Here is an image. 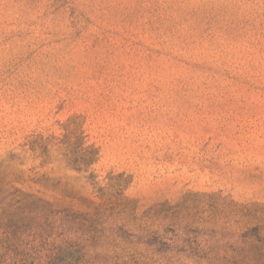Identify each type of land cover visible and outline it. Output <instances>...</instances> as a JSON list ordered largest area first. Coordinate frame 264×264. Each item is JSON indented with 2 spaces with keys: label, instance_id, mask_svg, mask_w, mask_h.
I'll list each match as a JSON object with an SVG mask.
<instances>
[{
  "label": "rangeland",
  "instance_id": "rangeland-1",
  "mask_svg": "<svg viewBox=\"0 0 264 264\" xmlns=\"http://www.w3.org/2000/svg\"><path fill=\"white\" fill-rule=\"evenodd\" d=\"M0 264H264V0H0Z\"/></svg>",
  "mask_w": 264,
  "mask_h": 264
}]
</instances>
